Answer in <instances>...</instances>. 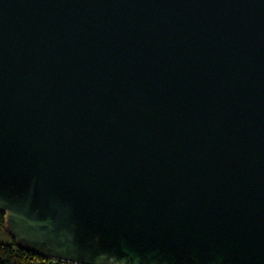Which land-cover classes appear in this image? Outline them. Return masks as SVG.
Here are the masks:
<instances>
[{
	"label": "water",
	"instance_id": "95a60500",
	"mask_svg": "<svg viewBox=\"0 0 264 264\" xmlns=\"http://www.w3.org/2000/svg\"><path fill=\"white\" fill-rule=\"evenodd\" d=\"M0 211L77 264H264V0H0Z\"/></svg>",
	"mask_w": 264,
	"mask_h": 264
},
{
	"label": "trees",
	"instance_id": "16d2710c",
	"mask_svg": "<svg viewBox=\"0 0 264 264\" xmlns=\"http://www.w3.org/2000/svg\"><path fill=\"white\" fill-rule=\"evenodd\" d=\"M5 231L9 240L0 237V264H44L50 257L35 252L19 243L10 233L6 222V213L0 211V234Z\"/></svg>",
	"mask_w": 264,
	"mask_h": 264
},
{
	"label": "built area",
	"instance_id": "2783aa9c",
	"mask_svg": "<svg viewBox=\"0 0 264 264\" xmlns=\"http://www.w3.org/2000/svg\"><path fill=\"white\" fill-rule=\"evenodd\" d=\"M44 264H77V263L69 262L59 258H50L49 261H47Z\"/></svg>",
	"mask_w": 264,
	"mask_h": 264
},
{
	"label": "rangeland",
	"instance_id": "374dc122",
	"mask_svg": "<svg viewBox=\"0 0 264 264\" xmlns=\"http://www.w3.org/2000/svg\"><path fill=\"white\" fill-rule=\"evenodd\" d=\"M0 237H1V239L3 241H8L9 240L8 234L5 231L1 232Z\"/></svg>",
	"mask_w": 264,
	"mask_h": 264
}]
</instances>
